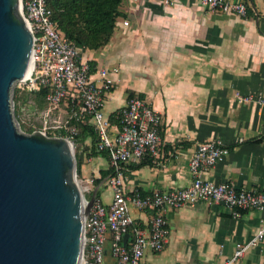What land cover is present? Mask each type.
Wrapping results in <instances>:
<instances>
[{"label":"crops","instance_id":"obj_1","mask_svg":"<svg viewBox=\"0 0 264 264\" xmlns=\"http://www.w3.org/2000/svg\"><path fill=\"white\" fill-rule=\"evenodd\" d=\"M229 1L244 2L249 13L213 11L197 0H123L109 41L81 50L93 71L108 70L106 115L125 104L128 91L142 94L162 114L159 155L126 166L128 188L187 186L197 144L220 138L230 152L203 177L264 189V105L238 97H264V0ZM87 161L81 165L84 176L91 169L99 177L109 166L101 155ZM96 187L109 201L101 191L106 179ZM131 215L135 226L147 227L151 213L131 209ZM165 215L170 233L164 249L147 251L141 264H222L264 218L253 210L235 218L224 207L202 202ZM233 264H264V238Z\"/></svg>","mask_w":264,"mask_h":264},{"label":"built area","instance_id":"obj_2","mask_svg":"<svg viewBox=\"0 0 264 264\" xmlns=\"http://www.w3.org/2000/svg\"><path fill=\"white\" fill-rule=\"evenodd\" d=\"M197 1L213 11L247 15V6L242 1ZM20 11L32 33L33 68L30 76L20 80L17 87L30 91L47 87L49 106L61 107L63 100L68 106V111L62 107L65 118L61 126L64 125L66 138L72 145L77 130L67 125V112L77 122L88 118L98 135V150L108 153L111 173L106 186L110 198L106 202L95 195L84 216L81 264H141L147 251H162L170 233L165 215L168 209L202 202L224 207L235 218L248 210L264 212V189L238 187L230 181L216 182L203 177L204 172L230 152V147L220 138L197 144L188 160L191 182L187 186L147 192L128 188L126 166L145 156L154 159L159 155L162 114L144 97L134 94L116 112L117 123H111L104 112L105 98L112 88L108 70L99 67L93 71L90 62L82 60L80 47L56 27L46 0H20ZM238 97L264 105L260 94ZM95 178L90 174L77 180L81 192L88 194L86 198L82 193L85 205L95 189ZM131 209L151 213L147 227L134 225ZM125 235H128L126 239ZM263 238L264 218L251 238L236 242L232 255L222 264L235 263Z\"/></svg>","mask_w":264,"mask_h":264},{"label":"water","instance_id":"obj_3","mask_svg":"<svg viewBox=\"0 0 264 264\" xmlns=\"http://www.w3.org/2000/svg\"><path fill=\"white\" fill-rule=\"evenodd\" d=\"M32 43L20 0H0V264H81L97 187L85 205L72 143L22 132L13 120L11 89L27 73Z\"/></svg>","mask_w":264,"mask_h":264},{"label":"trees","instance_id":"obj_4","mask_svg":"<svg viewBox=\"0 0 264 264\" xmlns=\"http://www.w3.org/2000/svg\"><path fill=\"white\" fill-rule=\"evenodd\" d=\"M122 1L123 0H46V4L51 9V18L60 32L80 47L81 50H92L102 47L109 41L114 31L116 19L121 15L119 6ZM247 13H249L248 10ZM48 90L49 89L44 86H39L35 91L27 89L21 90L16 86L12 98L14 101H18L24 92H29L33 95L36 104L40 106L48 105L46 100ZM133 95L134 92L128 91L127 98ZM139 95L143 97L142 94ZM64 102L63 100L60 106L65 107L68 111V106H65ZM116 112L109 115L111 123H117ZM66 119H68L67 125L75 126L77 130L74 134V145L77 144L76 141H80L79 149L83 151V158L80 157L79 153H75L77 173L81 169L83 160L89 157L101 155L108 159L107 151L98 150L97 148L98 135L88 118L77 122L75 119L69 118L67 112ZM25 130L27 133L34 131L31 127H27ZM55 133L63 137L67 136L64 125L52 131L46 130V135L48 136ZM86 141H89V143L87 144ZM76 147L77 145L75 149ZM84 147H86V149ZM110 173V166L105 170H99V177H96L94 182L95 187L107 179ZM96 196L101 197L100 189H97ZM133 228L134 226H132L130 230Z\"/></svg>","mask_w":264,"mask_h":264},{"label":"rangeland","instance_id":"obj_5","mask_svg":"<svg viewBox=\"0 0 264 264\" xmlns=\"http://www.w3.org/2000/svg\"><path fill=\"white\" fill-rule=\"evenodd\" d=\"M20 80H16L11 89V110L13 114V120L16 125V127L22 131L26 132L27 127H31L35 129L36 131H44L46 130H55V128H59L63 120L65 118L64 109L62 107H52L49 105H43L40 106L35 103L33 99V95L29 92H24V94L21 96L20 100L14 101L13 91L15 87L18 85ZM51 136H60L59 134H53ZM80 141H76V149L74 143H73V150L74 154L82 152L79 147ZM83 158V157H82ZM83 163L89 164V161L87 159L83 160ZM87 171L86 176L90 174H94L92 171ZM85 177L82 169L76 172V179L79 180L80 178ZM81 187V186H80ZM101 191L104 192V197L109 198L110 197V190L109 188L101 187ZM84 196L88 198V194L83 192Z\"/></svg>","mask_w":264,"mask_h":264},{"label":"bare ground","instance_id":"obj_6","mask_svg":"<svg viewBox=\"0 0 264 264\" xmlns=\"http://www.w3.org/2000/svg\"><path fill=\"white\" fill-rule=\"evenodd\" d=\"M32 68H33V60L31 58V60L29 62V65L27 67V73H26V75L22 79H18V80H25L26 78H28L30 76V73L32 71ZM84 204H85V201H84Z\"/></svg>","mask_w":264,"mask_h":264}]
</instances>
